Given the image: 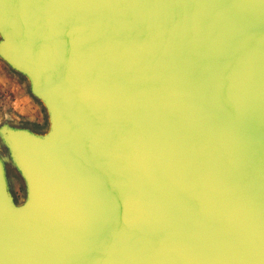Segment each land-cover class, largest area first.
Here are the masks:
<instances>
[{
	"label": "water",
	"instance_id": "obj_1",
	"mask_svg": "<svg viewBox=\"0 0 264 264\" xmlns=\"http://www.w3.org/2000/svg\"><path fill=\"white\" fill-rule=\"evenodd\" d=\"M0 59V264H264V0H0Z\"/></svg>",
	"mask_w": 264,
	"mask_h": 264
},
{
	"label": "crops",
	"instance_id": "obj_2",
	"mask_svg": "<svg viewBox=\"0 0 264 264\" xmlns=\"http://www.w3.org/2000/svg\"><path fill=\"white\" fill-rule=\"evenodd\" d=\"M0 97L4 98L2 103L0 102V123L8 119L34 128L44 127V122L39 121L42 120L43 115L41 103L29 93L26 80L2 59H0Z\"/></svg>",
	"mask_w": 264,
	"mask_h": 264
},
{
	"label": "rangeland",
	"instance_id": "obj_3",
	"mask_svg": "<svg viewBox=\"0 0 264 264\" xmlns=\"http://www.w3.org/2000/svg\"><path fill=\"white\" fill-rule=\"evenodd\" d=\"M3 99L4 98L0 97L1 103H2ZM1 106H3V105H1ZM4 109H7V108H4ZM42 112H43L42 120L40 118H38V119H40L39 121H41L42 123L44 122V125H46L47 117H46L45 110L43 109ZM9 176L11 178L12 191L14 193V196L16 197L17 200H19V199H21V196L24 193L23 181H22L21 177L18 175V173L12 168H9Z\"/></svg>",
	"mask_w": 264,
	"mask_h": 264
},
{
	"label": "bare ground",
	"instance_id": "obj_4",
	"mask_svg": "<svg viewBox=\"0 0 264 264\" xmlns=\"http://www.w3.org/2000/svg\"><path fill=\"white\" fill-rule=\"evenodd\" d=\"M2 66V65H1ZM3 68H4V66H2ZM4 82V81H3ZM9 87H10V85H9ZM13 87V86H12ZM4 89V88H3ZM4 92V91H3ZM11 97V96H10ZM28 104V103H27ZM32 107V106H31ZM33 108H34V106H33ZM19 109V108H18ZM33 110V109H32ZM36 110V109H35ZM25 111V110H24ZM34 111V110H33ZM23 112V111H22ZM37 112V111H36Z\"/></svg>",
	"mask_w": 264,
	"mask_h": 264
}]
</instances>
